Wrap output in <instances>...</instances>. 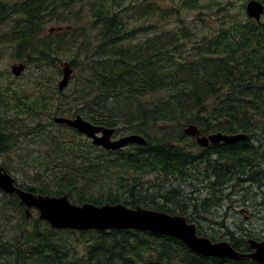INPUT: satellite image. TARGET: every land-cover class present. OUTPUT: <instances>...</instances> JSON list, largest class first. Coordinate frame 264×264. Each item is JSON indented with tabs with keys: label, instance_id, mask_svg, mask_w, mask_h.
Instances as JSON below:
<instances>
[{
	"label": "trees",
	"instance_id": "trees-1",
	"mask_svg": "<svg viewBox=\"0 0 264 264\" xmlns=\"http://www.w3.org/2000/svg\"><path fill=\"white\" fill-rule=\"evenodd\" d=\"M22 1L18 8L0 0V44L13 45L25 65H36L34 79L41 89L30 96L20 86L0 83L1 165L29 177V184L15 180L17 186L50 196L66 194L75 204L123 203L198 223L202 212L221 205L228 196L226 187L264 185V170L258 168L264 142V22L232 15L228 5L233 1L216 0L218 11H224L223 22L197 38L193 27L185 25L152 33L157 23L182 10L202 13L212 8L199 0H182V10L173 12L148 1ZM85 6L87 12L80 14L78 8ZM150 15L156 20L144 23ZM45 17L63 26L40 37ZM71 53V65L82 70L79 87L43 90L56 77L43 76L44 67L37 61H57L60 74L58 62ZM54 115H80L115 132L130 129L143 135L146 144L105 150L75 129L54 123ZM189 124L203 135L221 132L244 138L200 147L183 134ZM189 170L204 178L207 191L202 196L184 198L182 191L170 190L192 179ZM140 175H155L171 187L150 192L141 187ZM10 204L19 220L10 239L0 233V264H258L201 256L176 238L144 230L53 229L37 217L26 218L17 197L2 191L0 221ZM195 226L198 235L220 241ZM222 227L229 235L225 241L240 252L250 250L246 237L264 240Z\"/></svg>",
	"mask_w": 264,
	"mask_h": 264
},
{
	"label": "water",
	"instance_id": "water-1",
	"mask_svg": "<svg viewBox=\"0 0 264 264\" xmlns=\"http://www.w3.org/2000/svg\"><path fill=\"white\" fill-rule=\"evenodd\" d=\"M247 16L255 22H260L264 14V4L259 0H248L245 5ZM25 69L24 63L13 64L10 71L19 76ZM61 78L57 89L62 91L68 85L72 69L67 62L63 63ZM54 123L64 124L75 129L91 140L94 146L105 150L116 151L128 144H146V139L137 133L127 134L113 139L115 128L94 124L80 115L74 117L55 116ZM184 134L195 137L200 146L209 143L233 142L243 138L242 134L226 135L220 132L208 136H200L194 124L184 129ZM0 190L6 195H15L24 214L29 218L31 211L37 212V218L46 222L53 229L96 230L108 229H138L166 235L183 242L191 251L201 256H212L228 259H251L258 264H264V240L247 239L250 251L240 252L225 240L211 241L210 238L198 235L196 226L178 214L152 210L141 206L128 207L123 203H72L66 194L50 196L34 193L20 188L15 179L0 165Z\"/></svg>",
	"mask_w": 264,
	"mask_h": 264
},
{
	"label": "rangeland",
	"instance_id": "rangeland-1",
	"mask_svg": "<svg viewBox=\"0 0 264 264\" xmlns=\"http://www.w3.org/2000/svg\"><path fill=\"white\" fill-rule=\"evenodd\" d=\"M88 1V0H85ZM124 2H154L155 5L159 6V10L163 11H171L173 12L174 9L179 10L181 9V1L182 0H123ZM213 1V2H212ZM216 0H199V3L206 2L209 7H212L211 9H206L202 13H200V10H182L181 13L177 15V17H170L165 20H162L161 22L157 23V27L155 28L154 33L159 32H167L169 30H177L179 27L185 25V26H192L195 30L194 34L197 36V38L201 37L202 35L208 36L211 32H213L218 26H220L223 22V15L224 11H218L219 8H216L217 5L215 4ZM222 2L226 0H220ZM233 1L232 5H228L230 11L229 13L232 15H237L239 18L243 16H247L244 7L241 8V3H244V6L246 4L247 0H231ZM262 3H264V0H260ZM22 0H9V5H17L14 7H20V3H22ZM85 4V2H84ZM78 11L80 14L86 13V6L79 7ZM200 13V14H199ZM201 17L203 21L199 19ZM154 18L156 20V17L147 16L144 18V23L149 24L151 20ZM149 22V23H148ZM261 22H264V15L261 18ZM8 24L4 25L3 28H6ZM62 25V22H57L53 18L45 17L44 22L42 23V33L40 34V37L44 36H50L51 33L48 32V29L54 30L58 28V26ZM87 26V25H86ZM134 26H137V23H135ZM73 28H76L78 31L77 25ZM53 31V32H54ZM152 36V35H150ZM141 37V36H140ZM137 41V40H136ZM16 49L13 45H4L0 44V83L5 86L11 85V86H20L24 92L27 95H34L37 92H41V89L38 87L37 80L34 79V76L37 75L35 73V67L36 65L32 62L28 65L26 64L25 70L19 75L14 76L11 71L10 67L13 64L18 63H25L23 59L18 58L16 55ZM73 60V53L67 54V56H63L61 58V61L58 62V66L60 70L62 71L63 62L68 61L72 64ZM77 60L80 62V60L77 58ZM39 66H43L44 68L41 70V74L43 76H53L56 77L53 82L49 83L48 85L45 84L43 90H47L48 88L52 89L53 86L57 88V83L61 78V73H56V68L54 63H57L55 60L51 59H44L41 61H37ZM73 65V64H72ZM78 64H75L73 67V70L71 72V77L69 79L68 85L65 89H63L65 92H69L76 87L78 88L81 82L82 78V70L80 66H77ZM86 75V74H85ZM112 104L111 107L117 106ZM52 116V121L53 118ZM49 115L44 116V120H49ZM142 128H144L145 125H140ZM133 133L127 129H120L115 132L114 136L112 138H120L122 136H125L127 134ZM162 133V132H159ZM141 135V134H140ZM143 136V135H142ZM84 137V136H83ZM194 139V138H193ZM90 141L89 139H87ZM192 141V138L188 137V143ZM196 142V141H195ZM256 144V143H255ZM9 144H7V148H9ZM23 149H16L15 151ZM197 151V149H194ZM261 150L263 152V156L260 159V163L258 168L264 169V142L262 143ZM12 153V151H11ZM15 158L18 159L16 156V153L13 154ZM2 164L6 165V162L2 160ZM1 164V159H0ZM2 166V165H1ZM191 174V178L187 177V179L180 181L179 186H177L178 189H174L172 187V191L179 190L182 191V196L186 198L187 196H202L207 189L204 186V181H202L204 178L201 176H195L196 173H193V170L188 171ZM8 173L16 180L17 183H24L29 184V177L25 176V178L19 173L11 168L8 170ZM204 173V172H203ZM133 176V175H132ZM182 178V177H181ZM162 178H158L155 175H140L138 178V181L141 184V187L147 188L150 190V192H153L157 189H168L171 187L168 181H162ZM194 180V181H193ZM164 183V185H161V183ZM188 182H191L194 187H197V189H194L189 186ZM162 186V187H161ZM146 191V190H145ZM224 194H227V197H224L221 201L220 206L216 207H210L207 211L202 212L200 217L198 218V223L193 222L195 225H198V227L201 228V230L205 231L208 235L213 234L217 237L218 240H227L225 237L229 236L227 235V229L222 227L227 226L230 231L234 233V235H241L244 232L249 231L254 235V238L262 239L264 238V185L260 186L259 188L257 186L250 187L249 184L243 183L240 186L235 187H226V189L223 190ZM8 208V207H7ZM23 212V207L21 209ZM17 211L14 208V205L10 204L9 208L6 209V211L2 212V215L5 217V220L0 221V233L4 237H8L9 239L13 235V228L18 223L19 215H17ZM37 217L36 212H31V215L29 218H31V221H33ZM1 219V218H0ZM8 219H10V222H5ZM223 222V223H222ZM205 234V233H204ZM251 237H246V243L247 239Z\"/></svg>",
	"mask_w": 264,
	"mask_h": 264
},
{
	"label": "bare ground",
	"instance_id": "bare-ground-1",
	"mask_svg": "<svg viewBox=\"0 0 264 264\" xmlns=\"http://www.w3.org/2000/svg\"><path fill=\"white\" fill-rule=\"evenodd\" d=\"M59 28V27H58ZM62 28V27H61ZM50 31H52V30H50ZM65 62H67L68 64H69V66H71V67H73L72 65H71V63H69L68 61H64L63 63H65ZM74 68V67H73ZM73 68H71L72 70H73ZM187 127V126H186ZM186 127H184L183 128V134H184V129L186 128ZM197 127V126H196ZM215 133H218V132H215ZM221 133V132H220ZM131 134V133H130ZM210 134H212V133H210ZM222 134H224V133H222ZM185 136H188V137H191V138H194V140L196 141V138L195 137H192V136H189V135H186V134H184ZM199 135L200 136H208V135H203V134H200V132H199ZM226 135H232V134H226ZM243 138H244V136H243ZM242 139V138H241ZM197 143V142H196ZM219 143H229V142H222V141H220ZM133 144V143H132ZM198 144V143H197ZM217 144V143H216ZM137 145H140V144H137ZM145 145V144H144ZM199 145V144H198ZM126 146H128V145H126ZM126 146H124L123 148H125ZM200 146V145H199ZM200 147H202V146H200ZM203 147H205V146H203ZM167 158V157H166Z\"/></svg>",
	"mask_w": 264,
	"mask_h": 264
}]
</instances>
